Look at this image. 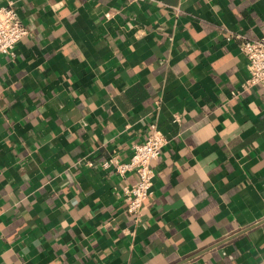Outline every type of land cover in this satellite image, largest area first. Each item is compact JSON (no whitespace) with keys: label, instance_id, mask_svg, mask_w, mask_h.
<instances>
[{"label":"crops","instance_id":"crops-1","mask_svg":"<svg viewBox=\"0 0 264 264\" xmlns=\"http://www.w3.org/2000/svg\"><path fill=\"white\" fill-rule=\"evenodd\" d=\"M12 1L30 32L0 54V264H264V93L227 39L264 37V0ZM153 123L136 216V174L101 162Z\"/></svg>","mask_w":264,"mask_h":264},{"label":"built area","instance_id":"built-area-1","mask_svg":"<svg viewBox=\"0 0 264 264\" xmlns=\"http://www.w3.org/2000/svg\"><path fill=\"white\" fill-rule=\"evenodd\" d=\"M29 28L20 18L17 6L10 0L0 7V54L11 52L15 46L29 35ZM240 38V49L246 59L247 79L242 83V89L259 87L264 93V37L247 38L238 33L230 32L227 39ZM238 91H233L237 94ZM169 139L156 125L151 124L150 134L141 142L133 145L128 157L118 153L105 156L101 166L113 170L122 177L136 174V181L124 186V194L129 198L128 210L139 216L145 200L153 192L156 178L154 161L162 152ZM91 165V162H89Z\"/></svg>","mask_w":264,"mask_h":264}]
</instances>
